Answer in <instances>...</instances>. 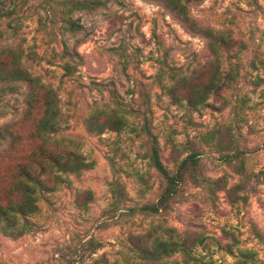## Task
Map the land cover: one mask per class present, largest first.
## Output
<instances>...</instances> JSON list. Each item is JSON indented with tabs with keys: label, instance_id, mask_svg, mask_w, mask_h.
Returning <instances> with one entry per match:
<instances>
[{
	"label": "rangeland",
	"instance_id": "obj_1",
	"mask_svg": "<svg viewBox=\"0 0 264 264\" xmlns=\"http://www.w3.org/2000/svg\"><path fill=\"white\" fill-rule=\"evenodd\" d=\"M68 1L0 0V44L17 45L24 67L55 90L62 116L52 135L88 164L47 179L38 210L24 216L28 227L22 216L10 227L0 222V264H264V0L188 2L199 25L245 42L235 56L214 54L162 0L74 9ZM216 64L218 87L190 101ZM25 93L21 82L0 91V125H9L0 203L16 165L40 147L33 131L41 105L27 109ZM101 110L117 111L122 127L88 130L84 120ZM144 121L170 171L189 154L197 160L157 213L139 210L166 185L150 163ZM234 149L241 162L226 163ZM116 182L123 194L114 207ZM154 238L183 247L154 260L142 254Z\"/></svg>",
	"mask_w": 264,
	"mask_h": 264
},
{
	"label": "trees",
	"instance_id": "obj_2",
	"mask_svg": "<svg viewBox=\"0 0 264 264\" xmlns=\"http://www.w3.org/2000/svg\"><path fill=\"white\" fill-rule=\"evenodd\" d=\"M99 1L100 0H71L68 1V4L70 9L91 8L97 5ZM162 1L175 11L176 14L181 16L185 22L192 25L209 40V46L214 54H219L221 50L223 54L235 56L238 55L241 50L246 49V44L243 40L235 39L223 31L201 26L192 19L187 13V4L191 0ZM67 25L70 30H76L80 26L72 20L67 21ZM63 67L67 74L72 73V66L70 64L66 63ZM217 76H219V74L216 64L213 67V74L210 75L209 80L204 85V89L190 98V101L193 100L194 103H198L203 100L208 91L214 90V88L216 89L218 87ZM20 82L24 83L26 86L25 101L27 109L34 107V103L37 102L41 105L40 116L35 122L33 131L34 137L40 141V147L37 151H31L27 158H24L22 162L16 165L14 181L7 193L6 202L0 203V222L4 221L6 227L13 226L18 218L17 216H22L24 218V216H28L38 210L37 191L48 188L47 179L50 176L59 178L60 174L78 171L88 165L76 151L68 149L61 140L54 138L52 135L59 129L62 116L58 105L59 99L55 90L41 83L37 76H33L24 67L21 62L20 48L17 45L0 44V91H11L14 89V85ZM221 86H224V82L220 84V87ZM1 97L2 94H0V101ZM99 114L106 117V122L102 124L97 123ZM122 118L123 117L115 110H111L110 114L105 110H101L94 112L91 117L86 118L84 122L86 128L90 131H92L93 127L100 129L104 126L118 130L124 123ZM8 130V123L0 125V143L5 141V135ZM142 131L148 140L149 147L147 154L150 163L160 176L165 179L166 185L155 203L141 205L139 210L140 212L147 211L157 213L163 210L168 200L177 193L178 187L185 181L186 173L189 172V175H193L196 171L197 160L195 159V155L189 154L177 163L173 171H170L160 158L157 138L148 127L146 121H144ZM217 140L219 144V137ZM222 159L229 164L236 161V159L238 162H241L239 160V151L236 149L222 156ZM35 168H38L39 172H36ZM42 173L47 176L46 179L40 177ZM54 177L52 179H54ZM111 191L112 196H114L112 204L115 207V205H118L123 191L118 182L115 183ZM24 225L25 227L30 225L27 218H24ZM9 231L12 233L11 230ZM182 247L183 244L181 242H170L168 240L154 238L149 249L145 248L142 254L145 253L152 259L159 260Z\"/></svg>",
	"mask_w": 264,
	"mask_h": 264
}]
</instances>
